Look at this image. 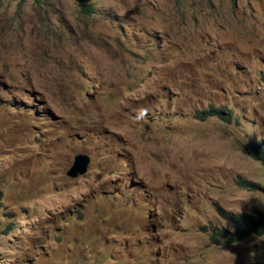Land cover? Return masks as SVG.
I'll use <instances>...</instances> for the list:
<instances>
[{
	"label": "rangeland",
	"instance_id": "obj_1",
	"mask_svg": "<svg viewBox=\"0 0 264 264\" xmlns=\"http://www.w3.org/2000/svg\"><path fill=\"white\" fill-rule=\"evenodd\" d=\"M83 2L0 0V264H264V0Z\"/></svg>",
	"mask_w": 264,
	"mask_h": 264
},
{
	"label": "trees",
	"instance_id": "obj_2",
	"mask_svg": "<svg viewBox=\"0 0 264 264\" xmlns=\"http://www.w3.org/2000/svg\"><path fill=\"white\" fill-rule=\"evenodd\" d=\"M17 1L22 2L24 0ZM79 7L83 13L94 12L92 5L84 3L83 0H79ZM223 114H226L224 120L230 122L231 115L229 113H223V111L213 107L200 113L199 118L201 120H206L208 117L221 116ZM243 154L261 163L264 170V140L250 141L248 145L243 148ZM236 184L241 189L259 191L264 195V186L258 183L238 177L236 179ZM1 198L2 195L0 192V200ZM217 213L221 220L232 224L233 229L226 230L218 227L205 228V231L210 232V241L214 244H218L220 239L226 244H234L251 236H264V212L262 211L255 210L253 213L249 214L227 211L219 207L217 208Z\"/></svg>",
	"mask_w": 264,
	"mask_h": 264
},
{
	"label": "water",
	"instance_id": "obj_3",
	"mask_svg": "<svg viewBox=\"0 0 264 264\" xmlns=\"http://www.w3.org/2000/svg\"><path fill=\"white\" fill-rule=\"evenodd\" d=\"M89 165V157L84 154H79L74 157L73 164L67 171L66 175L70 178H77L86 173Z\"/></svg>",
	"mask_w": 264,
	"mask_h": 264
}]
</instances>
